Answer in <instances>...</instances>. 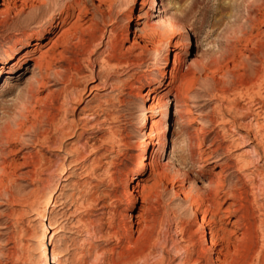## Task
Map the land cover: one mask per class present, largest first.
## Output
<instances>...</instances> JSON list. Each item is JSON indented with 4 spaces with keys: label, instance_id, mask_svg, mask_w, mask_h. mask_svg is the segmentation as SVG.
I'll list each match as a JSON object with an SVG mask.
<instances>
[{
    "label": "rangeland",
    "instance_id": "rangeland-1",
    "mask_svg": "<svg viewBox=\"0 0 264 264\" xmlns=\"http://www.w3.org/2000/svg\"><path fill=\"white\" fill-rule=\"evenodd\" d=\"M2 4L0 58L17 49L43 67L27 57L0 79V264L128 258L127 240L108 238V224L138 214L128 193L149 176V168L136 172L151 160L170 180L148 183L156 227L135 264L182 263L181 226L195 232L202 216L234 232L231 242L247 226L248 264H264V0ZM77 25L89 28L83 40L44 47L62 26ZM37 33L38 51L27 44ZM172 75L182 87L177 100ZM153 124V134L169 136L178 125L184 136L154 148ZM190 191L194 198L182 200ZM136 228L129 224V235ZM199 238L200 264H247L202 253Z\"/></svg>",
    "mask_w": 264,
    "mask_h": 264
},
{
    "label": "bare ground",
    "instance_id": "bare-ground-1",
    "mask_svg": "<svg viewBox=\"0 0 264 264\" xmlns=\"http://www.w3.org/2000/svg\"><path fill=\"white\" fill-rule=\"evenodd\" d=\"M2 1H3L2 5L5 6L9 0H2ZM68 18H71V17H68ZM64 25H66V23H64ZM63 27L64 26L61 27V30H62L61 34L58 37H57V35L55 36L56 39H54L55 37L50 38L48 43H46L44 45V47L49 46L48 51L55 49L57 47L59 41H65V40L68 41V40H70L72 38H76V37H79V39L83 40L84 37L87 36V31L89 30V28H85L83 25H80V26L77 25L75 27L73 26L71 28H67L64 30H63ZM46 32L49 33V31H46ZM58 33H60V32H58ZM41 37H43V36H41L39 33L35 34L34 36H30L27 39V44L31 45V46H35L36 50L38 51L40 48V45L37 42L41 40ZM127 39H128V37H127ZM26 54H29V52L21 53V51L14 49L10 53H7V54H5V56L1 57L0 58V66H1L0 79H1V76L4 74H13V72L9 68H8L9 70L6 69L7 66H9L11 63H12V66H15V69L17 70V72L21 71V69L23 67V62L26 61L27 57H28V61L32 60L34 62L35 67H40V68L43 67L41 60H39L36 57L25 56ZM44 55H45V53L42 54L41 59H43ZM1 59L4 60V62H2ZM176 82H177V77L175 75H172L171 84L169 85L170 86L169 93H172L173 91H175L176 94L174 97L177 100L178 95H179L178 93H180V94L182 93V92H180L182 87L181 86L175 87ZM109 85L110 84L106 83L103 86V88L106 89ZM109 87H111V86H109ZM92 91H94V90L91 88L90 90H88V93L92 94L93 93ZM258 103H260V102H258ZM155 126H157V124H153L152 132H151V134H149V137H150L149 145L154 147V148L159 147L162 150H166L167 147L169 148V144L172 145L173 147H175L179 144L180 139L184 136L183 132L181 131V129L178 125H175L172 128L169 136L166 135L163 137L161 135H159L158 133L153 134L155 131L154 130ZM147 168H149V171H150L149 176L148 177H142V178L138 179L137 182L135 183V185L133 186L132 190L130 191V193H128L130 207L134 211L135 210L138 211V214L135 216L134 215L133 216H131V215L124 216L120 224H117L116 220L114 218H112L109 221L108 226L110 227L111 232H109L108 238L109 237L116 238L117 243L120 245L126 239L127 240V246L126 247H127L128 253H129L128 258H126V259L124 258V260H118V261L110 262L112 264H135L134 262H135L136 255H137V252L139 251V249L146 247L154 239L153 231L155 230L156 226H155V222H154V208H153L154 206L151 204L152 199H153V188L151 186H149L148 183L151 180H153V178H155V177H158L161 180V182H165L167 180H170V175H169L167 170H162V168L159 167V165H156L152 160L149 163L143 162L142 165L140 166L138 172H136V173H142ZM130 180H133V176L131 177ZM178 187L182 188L183 185H180ZM194 196L195 195L190 191V192L182 193L181 197H182V200L189 201V199L194 198ZM139 204H141L140 207H139ZM200 208H201V204L198 203L197 209L195 212L196 216L200 215V212H201ZM228 216H230V215H228ZM209 222H208L206 216H202L199 227H198L197 231H195V232H190V231L187 232V230L181 226L180 243H181V248H183L185 250V257L183 258V261L180 264H184L185 262H189L190 264H200V261L198 259H194V255H195L194 247L195 246L193 245V241L195 240V238L197 236H200L199 243L203 247L202 253H207L209 251L216 252L217 258L220 260L224 259V261H227L228 258L243 256V261L248 264L251 260V247L249 246V239H248L249 229H248V227L247 226L243 227L245 232L242 234V236L235 238L234 242H231V240L233 239V236H234L233 235L234 232H231V231H228L227 229H224L223 226H222L223 228L217 229V227H215L213 225L211 226V224L207 225V223H209ZM131 223H133L137 226V228H136L137 231L134 230L136 233L138 232V234H139L137 237H134L133 235H129V224L131 225ZM238 225L240 226L239 223H238ZM120 228H123L125 230V233H126L125 236L126 237L121 236L120 230H118ZM53 229H55V228H53ZM220 231L225 235V236L223 235L222 240H221V238L219 239V237H218L219 236L218 232H220ZM215 233L218 234V236H216L218 240H213V238H212V235H214ZM226 234H229L230 236L227 237L228 235H226ZM219 241L224 242L225 246L224 247L221 246L220 245L221 243ZM224 244H222V245H224ZM189 245H192L193 249H189L191 247V246L189 247ZM53 255L55 257H57V254L55 252ZM232 262L234 263L235 260L233 259Z\"/></svg>",
    "mask_w": 264,
    "mask_h": 264
}]
</instances>
